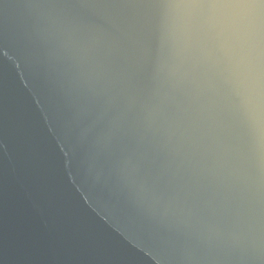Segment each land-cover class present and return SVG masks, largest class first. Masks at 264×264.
I'll use <instances>...</instances> for the list:
<instances>
[{
  "label": "water",
  "instance_id": "95a60500",
  "mask_svg": "<svg viewBox=\"0 0 264 264\" xmlns=\"http://www.w3.org/2000/svg\"><path fill=\"white\" fill-rule=\"evenodd\" d=\"M0 264H264V0H0Z\"/></svg>",
  "mask_w": 264,
  "mask_h": 264
}]
</instances>
